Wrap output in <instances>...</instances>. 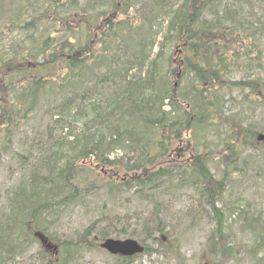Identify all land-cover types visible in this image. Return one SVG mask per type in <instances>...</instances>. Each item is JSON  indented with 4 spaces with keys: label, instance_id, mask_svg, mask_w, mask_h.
<instances>
[{
    "label": "trees",
    "instance_id": "1",
    "mask_svg": "<svg viewBox=\"0 0 264 264\" xmlns=\"http://www.w3.org/2000/svg\"><path fill=\"white\" fill-rule=\"evenodd\" d=\"M0 15L26 37L8 48L0 32V134L16 162L0 187V264H67L109 238L150 254L167 248L177 205L184 220L217 219L211 249L230 238L217 204L239 169L237 143L259 142L256 114L245 121L242 109H264V0H0ZM235 94L242 111L230 114ZM214 134L232 145L222 180L215 156L197 152ZM252 210L235 204L231 216L264 264ZM76 212L86 223L60 241L53 228Z\"/></svg>",
    "mask_w": 264,
    "mask_h": 264
},
{
    "label": "rangeland",
    "instance_id": "2",
    "mask_svg": "<svg viewBox=\"0 0 264 264\" xmlns=\"http://www.w3.org/2000/svg\"><path fill=\"white\" fill-rule=\"evenodd\" d=\"M1 17L0 15V18ZM25 18L28 19V17L25 16L21 17L22 21ZM16 26L17 24L12 23L10 27L6 28L4 20L0 19V32L6 30L3 34L8 48H10L12 44L11 41L14 39L21 43L26 40L24 35H18L17 31H14ZM260 50L264 53V47L260 46ZM234 98L235 102L227 105L229 113L234 114L243 110V120L245 121L256 114L254 121L257 122L255 125L259 128L257 129L259 131L258 135L261 133L264 135V130L262 131L261 129V125H264V109L259 108L256 112H251L249 108L237 110L241 98H238L237 94L234 95ZM36 123L40 125V121ZM25 131H27V129H25ZM212 138L214 142H209V146L212 150L207 152L197 150V152H205L208 156H215L214 160L209 163V166L217 179L222 180L223 170H225L223 158L226 159V156L230 154L228 149L229 146L232 145L228 146L223 140L226 136L222 138L221 135L214 134ZM2 140L5 142V138L0 134V187L16 180V176H14L16 170L14 151L10 150L7 145L6 151L3 147L4 143L2 144ZM215 147H218L217 150ZM236 148L237 150L235 152L238 159L237 167H239V169L237 168L238 172L229 174L232 180L229 182L226 192H224L221 197L222 201L219 202L218 200L217 204L218 209L222 207L225 208L229 218H227L228 226L226 227V235L227 237L230 236V238L223 241L222 244L224 245H222L221 242L219 243L217 239L216 243H219L217 248L211 249L210 247V237L214 234L218 225V221L213 215L211 218L197 216L195 217V221L192 219L184 220L182 217H184L185 214H183V216L180 214L186 212V207L177 205L172 215L173 218L169 222L170 227L174 226V233L167 241V248L157 243L151 244L150 249L152 253L133 258V261L131 260L132 262L128 264H257L256 260L252 258L250 254V248L252 249L255 240L253 235L244 234L240 230L241 223H236L238 216L232 217L231 214L233 213L235 204L236 206L251 205L255 216L257 215L261 218V224L264 222V141H256L255 147L251 148L240 147L237 143ZM218 156L221 157V159L218 158ZM93 171H95L94 167ZM100 172L102 171L98 170L97 174ZM96 180L98 181L99 179L96 178ZM133 192L134 191H126L120 195L122 198L129 200L133 198ZM135 199L138 205H146L139 199ZM195 201L197 200L195 199ZM194 203L196 205L199 204L198 202ZM200 204L203 205L202 202ZM203 209L207 212L211 211L210 208L203 207ZM176 212L179 214L176 215ZM84 219V215L79 212L73 213L69 218H61L58 226L53 228V232L58 235L61 241L64 236L75 232L77 227L80 228L86 223ZM231 227L233 228L231 229ZM49 240L50 243L58 247L57 252L51 251L52 249H50V251L60 258L66 249L62 247L60 242L52 239ZM235 244V252H227V248ZM225 245H227V247H224ZM169 246L173 247L172 250L171 247L169 249ZM72 256L74 257L70 261H67V264H125L122 263L124 258L113 256L101 247L76 252Z\"/></svg>",
    "mask_w": 264,
    "mask_h": 264
},
{
    "label": "water",
    "instance_id": "3",
    "mask_svg": "<svg viewBox=\"0 0 264 264\" xmlns=\"http://www.w3.org/2000/svg\"><path fill=\"white\" fill-rule=\"evenodd\" d=\"M258 140L264 141V136L260 135ZM38 236L47 246L48 249L57 250L56 247H53L51 244H49L47 237L43 235H38ZM101 247L113 255H121L124 257H133L135 255L143 254L145 252V247L140 242L133 239H127V240L108 239L101 244Z\"/></svg>",
    "mask_w": 264,
    "mask_h": 264
}]
</instances>
